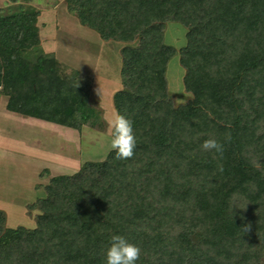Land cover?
I'll return each instance as SVG.
<instances>
[{"label":"trees","instance_id":"trees-1","mask_svg":"<svg viewBox=\"0 0 264 264\" xmlns=\"http://www.w3.org/2000/svg\"><path fill=\"white\" fill-rule=\"evenodd\" d=\"M66 2L104 40L124 43L113 102L133 121L136 148L51 177L30 204L39 211L33 227H8L0 209V264H106L113 234L139 244L136 264H264V0ZM38 15L0 14L8 109L103 127L77 70L25 55L40 43ZM170 21L187 29L179 49L164 40ZM176 54L191 93L180 103L167 78ZM226 134L222 156L201 148Z\"/></svg>","mask_w":264,"mask_h":264},{"label":"rangeland","instance_id":"rangeland-1","mask_svg":"<svg viewBox=\"0 0 264 264\" xmlns=\"http://www.w3.org/2000/svg\"><path fill=\"white\" fill-rule=\"evenodd\" d=\"M3 2L0 0V10L7 8L3 7ZM186 31V27L179 22H167L164 40L179 49L186 44ZM114 42L111 43L113 55L108 60L102 58L95 66L98 70L95 79L66 66L68 72L77 70L81 80L89 82L90 102L101 111L103 127L85 125L77 130L26 116L9 110V96L0 94V209L6 213L8 227L35 226L39 211L31 208L30 204L45 195V185L50 178L72 174L87 160H103L112 149V128L108 119L117 112L113 102L114 91L123 86L120 45H124L121 41ZM118 44L120 47L117 49ZM64 49L68 56L73 52L71 46ZM77 50L72 56L83 54ZM43 54L38 47L25 55L35 61ZM184 72L179 54H176L168 63L167 78L169 93L177 103L191 98V93L184 87Z\"/></svg>","mask_w":264,"mask_h":264},{"label":"crops","instance_id":"crops-1","mask_svg":"<svg viewBox=\"0 0 264 264\" xmlns=\"http://www.w3.org/2000/svg\"><path fill=\"white\" fill-rule=\"evenodd\" d=\"M3 4V7L7 8L1 9L0 14L38 12L40 43L37 48L40 47L44 56H54L66 65L94 78L98 71L95 66L100 64L102 58L108 60L113 55L111 43L115 40H104L96 30L83 25L69 11L66 0H4ZM70 46L73 52L68 56L64 48L70 49ZM120 46L118 44L117 49L123 45ZM76 48L83 54L72 56Z\"/></svg>","mask_w":264,"mask_h":264},{"label":"clouds","instance_id":"clouds-1","mask_svg":"<svg viewBox=\"0 0 264 264\" xmlns=\"http://www.w3.org/2000/svg\"><path fill=\"white\" fill-rule=\"evenodd\" d=\"M108 123L113 129L111 148L115 150L116 157L118 159L132 157L137 144L133 121L117 111L108 119ZM230 139L231 137L228 134L225 135L224 141L209 137L202 142L201 148L205 151H214L215 154L222 156L224 143ZM140 252L139 244L129 241L122 234H113L106 251V264H136Z\"/></svg>","mask_w":264,"mask_h":264}]
</instances>
